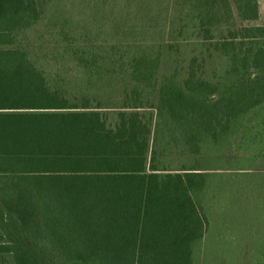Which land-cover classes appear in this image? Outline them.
<instances>
[{
	"label": "trees",
	"instance_id": "1",
	"mask_svg": "<svg viewBox=\"0 0 264 264\" xmlns=\"http://www.w3.org/2000/svg\"><path fill=\"white\" fill-rule=\"evenodd\" d=\"M259 16L258 0H0V253L199 264L212 218L245 202L244 264H264Z\"/></svg>",
	"mask_w": 264,
	"mask_h": 264
},
{
	"label": "rangeland",
	"instance_id": "2",
	"mask_svg": "<svg viewBox=\"0 0 264 264\" xmlns=\"http://www.w3.org/2000/svg\"><path fill=\"white\" fill-rule=\"evenodd\" d=\"M258 1H259V9H260L259 18L257 20L244 22L245 24H252V25L264 24V0H258ZM243 151L249 154L251 153L250 149ZM218 156H219L218 152L209 151V154L206 155V159L210 165L219 164V162L217 161ZM214 168H219V169H210L209 171L210 172L226 171L223 169L224 168L223 166H219V167L214 166ZM215 203L216 204L214 208V215L216 216L219 210H218V202ZM220 216H221L219 218L220 220L217 217L212 218V224L209 233L207 234V237H205V243H204L206 244L204 248L205 251L201 250L200 247V249L196 254L198 258V263L199 264H244V260L245 261L247 260V253L244 257L242 244L243 242L245 243V246L247 244V238H245V236L247 234V223L250 221V215L247 214V204L243 202L240 204H235L232 207L231 206L229 207V205H227V207L223 209V212L221 211ZM225 222L231 223V225H229V228L224 225ZM221 227H223V230ZM226 233L227 234L236 233L239 234L240 237H233L232 240L230 238L232 236L230 234L226 236L225 235ZM241 238L243 241L241 242L240 245ZM225 240L227 244L225 243ZM0 264H15L12 254L0 253Z\"/></svg>",
	"mask_w": 264,
	"mask_h": 264
}]
</instances>
